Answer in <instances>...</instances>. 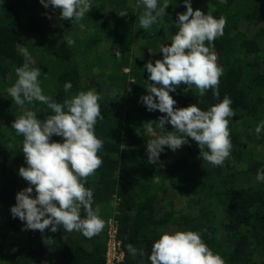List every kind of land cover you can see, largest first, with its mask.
<instances>
[{"label": "trees", "instance_id": "1", "mask_svg": "<svg viewBox=\"0 0 264 264\" xmlns=\"http://www.w3.org/2000/svg\"><path fill=\"white\" fill-rule=\"evenodd\" d=\"M91 2L92 9L79 22L86 26L81 30L79 23L61 19L60 9L45 8L37 0H0V264H105L113 218L125 252L121 264H151L152 245L163 232L188 230L198 232L225 264H264V181L256 179L258 170H264V130L259 136L255 132L264 121V0H191L194 10L227 20L223 36L212 45L205 42L223 70L219 97L212 89L201 97L186 85L170 95L175 108L195 103L204 111L225 96L231 99L233 147L223 166L203 161L190 137L176 151L164 146L159 160L148 162L146 142L155 137L144 123L158 122L166 114L148 111L141 101L150 82L144 66L163 59L160 47L169 45L178 31L184 0H168L165 14L149 29L140 27L144 6L137 7V0ZM163 3L158 0V6ZM65 37L75 44L69 46ZM17 45L28 49L30 67L41 70L43 94L54 102L89 90L100 97L103 119L97 120L95 135L103 141L98 152L103 163L85 187L93 191L92 206L99 209L105 227L91 239L62 227L55 233L26 229L25 221L11 215L16 194L30 186L19 176V168L27 164L23 137L12 123L27 111L42 121L54 115L39 101L21 107L9 96L15 68L26 62ZM66 82L72 84L68 92ZM168 131H174L170 123L155 128L157 135ZM50 139L63 142L56 135ZM154 176H159L158 183ZM31 195L35 198V190ZM48 238L53 242L46 244ZM128 244L137 255L128 253Z\"/></svg>", "mask_w": 264, "mask_h": 264}, {"label": "clouds", "instance_id": "2", "mask_svg": "<svg viewBox=\"0 0 264 264\" xmlns=\"http://www.w3.org/2000/svg\"><path fill=\"white\" fill-rule=\"evenodd\" d=\"M226 0H221L225 3ZM48 8L60 9V17L79 23L92 9L91 0H40ZM144 11L139 17L140 27L149 29L157 23L158 17L165 14L169 6L164 0L158 6V0H137ZM186 11L178 13V31L171 38L169 45H161L163 59L145 64L148 77V94L141 101L148 111L159 110L166 115L157 121L144 123L146 132L155 137L148 140V162L154 164L167 146L176 151L194 140L203 161L213 166H223L232 151L229 118L235 116L229 97L211 106L207 111L201 110L195 103L183 108H175L176 101L170 95L181 85L190 90L194 86L199 96L207 90H213V96L219 97V80L223 70L217 66V57L210 51L213 42L223 36L227 24L225 17L215 18L211 12L205 14L200 9L194 10L191 0H184ZM119 15L126 16L127 12ZM83 30L86 26L79 23ZM94 29L89 28V31ZM67 44L73 46L75 41L65 37ZM20 48L26 62L15 68L17 79L7 89L12 101L23 107L25 102L39 101L46 104L54 115L46 120L37 119V114L27 111L16 118L12 128L23 137L22 151L27 167L19 168V176L30 185L16 194V204L11 207L13 218L25 221V228L30 230L45 229L55 233L59 227L67 232L78 231L88 239L99 235L105 221L99 216V209L93 208V191L85 187L88 177L94 175L103 161L98 155L103 141L95 135L98 119H103L100 97L94 90L80 91L63 103H57L50 96L43 94L39 83L41 70L29 65L30 54L26 47ZM121 56L116 50V57ZM72 88L70 82L64 84L65 92ZM158 101V102H157ZM66 109V110H65ZM170 123L174 131L157 135L155 128L165 129ZM264 130V121L260 122L255 132L257 136ZM53 135L63 138V142H53ZM207 149V150H205ZM159 182V176L153 177ZM257 181H264V170H258ZM34 186V189L33 187ZM35 190L36 196L32 197ZM85 217L81 218V211ZM48 238L45 243L50 244ZM128 253L135 256L138 250L127 245ZM144 255L143 251L139 252ZM151 264H225L219 254H214L196 231L163 232L154 242L149 256Z\"/></svg>", "mask_w": 264, "mask_h": 264}, {"label": "built area", "instance_id": "3", "mask_svg": "<svg viewBox=\"0 0 264 264\" xmlns=\"http://www.w3.org/2000/svg\"><path fill=\"white\" fill-rule=\"evenodd\" d=\"M118 226L115 218L110 220L105 264H121L125 261V252L118 239Z\"/></svg>", "mask_w": 264, "mask_h": 264}, {"label": "rangeland", "instance_id": "4", "mask_svg": "<svg viewBox=\"0 0 264 264\" xmlns=\"http://www.w3.org/2000/svg\"><path fill=\"white\" fill-rule=\"evenodd\" d=\"M37 2L40 3V0H37ZM40 4H41V3H40ZM96 83H97L96 79L90 80V84H91L92 86H95ZM1 215H2V214L0 213V216H1Z\"/></svg>", "mask_w": 264, "mask_h": 264}]
</instances>
